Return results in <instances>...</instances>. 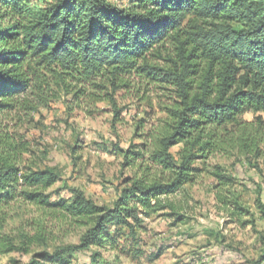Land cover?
Wrapping results in <instances>:
<instances>
[{"label":"trees","instance_id":"16d2710c","mask_svg":"<svg viewBox=\"0 0 264 264\" xmlns=\"http://www.w3.org/2000/svg\"><path fill=\"white\" fill-rule=\"evenodd\" d=\"M137 83L169 92L170 106L156 126L139 124V148L118 149L132 174L114 206L77 191L52 202L47 190L60 177L29 161L30 145L10 117L46 106L57 90L77 106L108 102L117 117L115 94ZM247 112L264 113V0H0V212L20 201L86 227L79 245L37 254L42 262L71 264L91 247L131 249L158 213L184 223L173 198L204 173L223 211L240 222L249 213L236 179L205 164L228 151L260 156L264 122L243 121ZM255 207L264 222V203ZM19 251L27 250L0 240V256ZM252 264H264V250Z\"/></svg>","mask_w":264,"mask_h":264},{"label":"rangeland","instance_id":"374dc122","mask_svg":"<svg viewBox=\"0 0 264 264\" xmlns=\"http://www.w3.org/2000/svg\"><path fill=\"white\" fill-rule=\"evenodd\" d=\"M169 92L134 84L131 91H118L114 100L121 113L116 117L108 102L77 106L72 96L57 90L46 106L33 112L18 111L9 121L12 130L28 141L29 161L40 169L56 171L59 181L47 190L51 201L70 200L74 192L98 206L112 208L125 179L132 173L118 149L143 143L138 135L167 117ZM264 113L247 112L242 120L257 125ZM180 147L172 148L175 154ZM256 151L215 153L206 161L207 170L223 167L236 179L241 193L240 203L249 215L231 218L214 196V179L202 174L195 184L186 186V196L173 198L183 206L187 219L173 224L166 216L145 219L144 230L138 232V243L125 251L91 247L74 254L71 264H252L260 260L264 250L261 236L264 222L255 207L264 203V146ZM201 166V162H196ZM113 230V229H111ZM86 227L63 220L58 214L34 205L18 202L0 212V240L10 238L16 246L26 248L0 256V264L42 262L37 254H52L65 246L79 245ZM32 241V242H30ZM25 244V245H23Z\"/></svg>","mask_w":264,"mask_h":264}]
</instances>
